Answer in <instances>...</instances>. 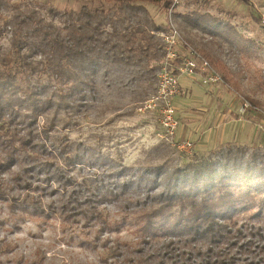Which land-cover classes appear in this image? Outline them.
<instances>
[{"label": "rangeland", "instance_id": "374dc122", "mask_svg": "<svg viewBox=\"0 0 264 264\" xmlns=\"http://www.w3.org/2000/svg\"><path fill=\"white\" fill-rule=\"evenodd\" d=\"M81 9H111L113 14L116 4L106 0L2 2L0 62L11 54V21L17 11L28 12L63 34L70 22L85 26L82 19L76 18V13ZM122 15L116 32L103 23L98 26L95 33L97 41L105 43L106 40V47L115 45L122 49V32L133 33L136 29H143L147 33L151 31L148 34L153 37L152 42L160 50L161 56L154 57L152 53L133 55L112 49L111 59H99L90 79L81 78L77 82L74 104L63 103L57 98V91L61 89L65 94L67 85L59 84L50 70H45L42 58L34 55L30 59L36 65V70L28 72L30 86L42 101L46 96L54 101L53 107L38 115L36 127L55 118L56 126L49 129L48 137L57 139L67 136L73 151L83 157L84 165L91 160V166L73 174L76 182L101 176L102 166L99 162L104 157L120 161L128 172L137 176L156 166L169 169L176 164L183 165L193 155L207 156L228 145L234 151L241 145L246 161L247 157L255 154L258 164L264 165V0H177L173 6L170 4L167 11L159 5L139 2L126 4ZM199 15H204V18ZM192 16L198 21L185 20L192 19ZM216 21L218 23L214 24ZM171 26L189 47L201 55H208L221 68L222 74L210 63L223 81L212 87L203 86L196 77L189 78L201 88L202 95L206 96L205 102L212 100L213 104L219 103L217 107H225L220 112L225 114L219 117L221 124L219 121L215 123L216 126L220 124L217 130L213 129L214 123H205L204 127L194 132L196 125L190 118L181 117L183 114L179 111L180 107L175 106L177 99H174L172 103L179 125L174 136L166 139L159 125V111L145 107L146 101L155 92L158 65L164 55L161 34H169ZM154 27L159 30L152 31ZM135 40L141 42L140 34H135ZM177 50L185 52V49ZM112 55L120 57L116 59L119 61H115ZM21 86L24 88L25 83L22 82ZM23 96L18 94L21 99ZM209 105L190 109L210 108L211 111ZM190 115L187 112L184 117ZM233 120L237 121L231 122ZM208 124H211L210 127ZM217 133H225L226 142L211 147L202 145L201 140L202 151L193 146L198 138ZM44 141L47 143L48 140L44 138ZM185 141L192 145L189 150H182L178 145ZM22 171V163L9 171L0 169V187L6 193L5 197L0 196V264H128L129 259L138 257L140 250L156 251L163 243V240L157 239L148 245L142 244L137 240L133 227L128 225L122 226L119 232L110 230L98 236L97 227L81 229L80 225L84 223L81 217H74L80 221L78 224L69 221L62 223L58 203L60 195L47 196L45 190L36 193H41L42 203L52 207L55 214L49 212L47 219L21 216L19 209L9 206L15 204L11 195L16 198L23 193L19 188V179L24 177ZM100 207L110 220L120 217L116 205L103 202ZM105 240L108 242L105 243ZM102 243L106 248L119 246L120 256L113 257Z\"/></svg>", "mask_w": 264, "mask_h": 264}, {"label": "trees", "instance_id": "16d2710c", "mask_svg": "<svg viewBox=\"0 0 264 264\" xmlns=\"http://www.w3.org/2000/svg\"><path fill=\"white\" fill-rule=\"evenodd\" d=\"M5 1L0 0V5ZM106 1L116 4L113 14L111 9H81L76 18L85 26L70 22L63 34L28 12L17 11L11 21V54L0 62V169L9 171L22 163L24 177L19 179L23 193L16 198L11 195L15 204L9 207L19 209L21 216L47 219L49 212L55 214L54 209L43 204L41 193H36L45 190L47 196L60 195L62 223L78 224L77 216L84 221L82 230L97 227L98 236L128 225L144 245L163 240L158 250H140L128 264H264V165L258 164L255 154L246 161L241 145L236 151L228 145L207 156L193 155L183 165L156 166L137 176L120 161L104 157L99 162L101 176L77 183L73 174L91 166V160L84 165L67 136L48 137L49 129L56 126L55 118L36 127L38 115L53 107L54 101L48 96L42 101L29 84L28 72L36 70L32 56L39 55L45 70L49 69L59 84L67 85L65 94L57 91V98L68 104H74L77 82L90 79L98 60H108L112 49L161 56L148 34L151 31L122 32V49L106 47V40L99 43L95 33L102 23L116 32L126 4L147 2L167 11L171 1ZM185 20L198 21L193 16ZM135 34H140L141 42L135 40ZM202 54L222 74L212 58ZM19 93L24 95L22 99ZM0 196H6L1 187ZM103 202L116 205L120 217L110 220L100 207ZM102 246L113 257L120 256L119 246Z\"/></svg>", "mask_w": 264, "mask_h": 264}, {"label": "built area", "instance_id": "2783aa9c", "mask_svg": "<svg viewBox=\"0 0 264 264\" xmlns=\"http://www.w3.org/2000/svg\"><path fill=\"white\" fill-rule=\"evenodd\" d=\"M177 0H171L173 6ZM164 44V55L158 65L155 92L145 103L147 109L157 108L159 125L164 131V137L171 139L179 125L176 118V108L172 101L179 93V79L198 78L203 86L212 87L223 82L222 77L211 66L210 62L197 51L188 46L171 26L169 34H161ZM185 49L180 52L177 49ZM182 150H189L188 141L178 144Z\"/></svg>", "mask_w": 264, "mask_h": 264}, {"label": "crops", "instance_id": "0c3cea01", "mask_svg": "<svg viewBox=\"0 0 264 264\" xmlns=\"http://www.w3.org/2000/svg\"><path fill=\"white\" fill-rule=\"evenodd\" d=\"M179 86H180V88H179L180 90L178 93L179 95L174 97V99H177L176 101H174V104L176 107H180L179 111L181 114H183V115H181V117L190 118L191 121H193L194 125H196V126H194V132H197L200 130L201 127H204L205 123H214L213 125H215L216 122L218 123V121L220 123L221 120L219 117L225 116V114H220V112H221V110H224L223 108H225V107H217V105L220 106L219 103L213 104L212 100L205 102L206 96L202 95V93L200 91L201 88L197 84H193L191 82V79L189 80V78L181 77L179 79ZM214 91H216V89L213 90V92ZM176 103H177V105H176ZM204 103L206 104L205 106L212 104L211 106L209 105V107H212V110L210 111V108H207V109L206 108L190 109V107H201V108L205 107ZM187 112L192 114V115H190L191 117H184V116H186ZM235 121H237V120H233L231 122H235ZM220 124H218V126H216V125L213 126V129L219 128ZM209 125H211V124H208V126ZM205 127H207V126H205ZM206 132L207 131H205L203 133L205 134ZM224 134L225 133H219V134L217 133L216 135L215 134H209V135H206L205 137H203L202 139L198 138L197 142L192 141L193 146H196L197 149H200L199 151H202V145H206V146L210 145L211 147H215L218 144L220 145V144L226 142V139H224V137H225ZM199 141L203 142V144L201 145Z\"/></svg>", "mask_w": 264, "mask_h": 264}]
</instances>
